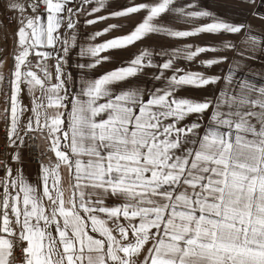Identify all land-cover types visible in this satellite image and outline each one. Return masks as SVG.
<instances>
[{"label":"snow or ice","instance_id":"1","mask_svg":"<svg viewBox=\"0 0 264 264\" xmlns=\"http://www.w3.org/2000/svg\"><path fill=\"white\" fill-rule=\"evenodd\" d=\"M91 3L0 0V13H10L16 26L4 35L5 45L11 43L7 77V57H0L8 154L0 159V264H264V77L257 80L244 63L257 51L264 55V36L253 35L251 25L197 10L195 3H134L85 21L146 13L130 33L82 48V56L96 58L88 67L110 59L100 53L151 35L187 38L247 28L251 54L228 42L224 48L237 51L238 59L226 75L205 76L176 61L192 62L215 47L144 48L127 66L82 79L77 91L62 65L79 17L104 7L100 0L89 11ZM245 3L256 7V0ZM250 14L264 21L258 12ZM168 15L213 22L174 30L157 22ZM0 27H8L2 19ZM154 55L168 58L157 64ZM228 59L200 63L210 67ZM147 68L158 70L152 86L132 85ZM210 85L216 87L203 99L182 94ZM29 140L44 145L36 181L22 166L21 149L38 147Z\"/></svg>","mask_w":264,"mask_h":264},{"label":"crops","instance_id":"2","mask_svg":"<svg viewBox=\"0 0 264 264\" xmlns=\"http://www.w3.org/2000/svg\"><path fill=\"white\" fill-rule=\"evenodd\" d=\"M100 0H93V3L85 5V7L90 11L92 7L99 6ZM147 2V0H103L104 7L99 11L92 13V15H81L79 17V23L76 25L75 29L71 30L72 34L75 35V41H70V50L67 53L66 60L67 63L62 65L65 74H71L72 85L78 91L79 83L82 79H95L106 72L113 70L114 68L120 66H127L126 62L130 61L140 50L148 48L153 53L168 51L171 52L173 48H182L186 44H192L194 46H210L215 47L217 51H208L201 53L194 61L188 62L183 59L176 61V67L185 68L186 70L201 72L205 76L226 75L228 67L233 63L234 59H238L237 51L231 49H225L224 45L228 42H232L236 45L238 51H244L248 54L250 53V45L245 44V33L248 31L247 28L242 30L239 34L230 33H217V34H199L193 37L187 38H171L160 35H151L148 38L138 41L133 45H130L123 49L109 50L107 52L100 53V56H108L110 59L102 61L100 64L96 65L94 68H90L87 65L95 62L96 58L91 57L89 54L81 55V49H87L89 46L101 44L106 40H110L113 37H119L130 33L134 27L142 22L143 17L146 15L145 12H140L136 14H131L127 17H116L108 18L105 20H99L95 24L88 25L85 23L88 19H96L98 16H108L109 13L113 11L120 10L131 6L134 3ZM195 3L198 6H202L199 9H207L214 13L216 19L223 20L232 24H241L252 26V34L257 36H264V21H261L257 17L251 15L252 11H256L261 15H264V5L261 4V0H256V7L252 8L245 0H176L177 6H184V3ZM79 3V0H77ZM10 13H0V19L3 20V24L8 27L5 29L0 27V48L4 49L7 47L8 51H3L0 57H7V64L5 65L3 72L4 75L8 76V70L12 66L11 59V43L5 45L4 35L5 32L9 37L15 32L16 26L14 23H8L6 15ZM11 15V14H10ZM159 23H164L165 25L173 28L174 30H191L193 26H198L200 24L211 23L212 18H202L193 23H185L181 18L174 17L172 15L165 16L162 20H158ZM110 25H118L116 28H109V31L103 35L96 36L92 39L96 32L102 31L108 28ZM63 55V53H61ZM227 56L228 61L222 64L212 65L210 67L201 65L202 60L218 59L219 57ZM255 59H247L244 61L248 68H251L254 73H257L256 79L259 80L264 77V55L259 51L255 53ZM168 57L166 56H156L154 55V62L159 64L164 62ZM51 65H55V53L53 58L49 61ZM85 65L84 68L79 67V65ZM54 71V68L52 69ZM153 74H158L156 68H147L144 70L143 74L139 77L131 80L132 85H146L151 87L153 81L150 79ZM166 75H171L170 71L166 72ZM159 84V82H156ZM216 87L214 85L208 86L206 89H189L182 92L183 95L190 96L194 99H203L204 96L209 95L211 90ZM24 103H27V98L24 99ZM5 129V123L0 114V148L3 143V133ZM40 149L44 147L43 143L39 141ZM23 155V170L25 176L31 180L36 181L37 174L39 171L38 164L30 163L25 156L24 150H22ZM8 154L6 153L5 159H7ZM46 162V161H45ZM14 167L17 165L13 164Z\"/></svg>","mask_w":264,"mask_h":264},{"label":"built area","instance_id":"3","mask_svg":"<svg viewBox=\"0 0 264 264\" xmlns=\"http://www.w3.org/2000/svg\"><path fill=\"white\" fill-rule=\"evenodd\" d=\"M9 16H10V14L6 15V19H7L8 23H10L9 18H8ZM2 137H3V143H2L1 148H0V159H5V155H6V152H5V146H6L5 129H4V133H3ZM28 143H29V145H32V146L38 145V147H36L35 150H33L32 147L22 148V150H24V152H25L26 159L32 164H37L36 157L38 156V152L40 151L39 142H38V140H35V141L29 140ZM16 256L19 258L21 256V253L19 251H17Z\"/></svg>","mask_w":264,"mask_h":264},{"label":"rangeland","instance_id":"4","mask_svg":"<svg viewBox=\"0 0 264 264\" xmlns=\"http://www.w3.org/2000/svg\"><path fill=\"white\" fill-rule=\"evenodd\" d=\"M187 4H190V2L184 3V6H186ZM198 8H202V6H198ZM0 49H2V48H0ZM0 54H1V52H0Z\"/></svg>","mask_w":264,"mask_h":264}]
</instances>
